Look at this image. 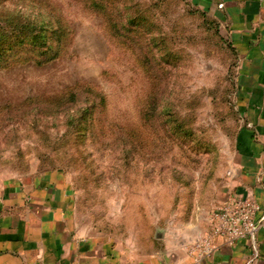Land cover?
<instances>
[{"label": "rangeland", "instance_id": "obj_1", "mask_svg": "<svg viewBox=\"0 0 264 264\" xmlns=\"http://www.w3.org/2000/svg\"><path fill=\"white\" fill-rule=\"evenodd\" d=\"M89 4L0 0V176L58 169L102 230L182 231L216 206L226 177L238 125L235 58L220 24L190 0ZM55 19L68 31L60 55L23 53L37 48L34 25L49 20L53 30ZM168 51L176 59L162 65ZM150 92L187 118L189 140L171 137L163 119L143 123ZM100 96L106 107L89 112Z\"/></svg>", "mask_w": 264, "mask_h": 264}, {"label": "crops", "instance_id": "obj_2", "mask_svg": "<svg viewBox=\"0 0 264 264\" xmlns=\"http://www.w3.org/2000/svg\"><path fill=\"white\" fill-rule=\"evenodd\" d=\"M223 29L233 50L237 128L216 204L253 200L256 244L214 241L206 256L191 248L207 233L205 213L182 231L118 236L79 207L61 170L0 176V264H264V0H190ZM208 216V215H206Z\"/></svg>", "mask_w": 264, "mask_h": 264}, {"label": "trees", "instance_id": "obj_3", "mask_svg": "<svg viewBox=\"0 0 264 264\" xmlns=\"http://www.w3.org/2000/svg\"><path fill=\"white\" fill-rule=\"evenodd\" d=\"M90 1V4L88 5V8H92L94 10H98L99 9V0H88ZM192 6H194L192 4ZM196 8V7H195ZM199 10V9H198ZM202 16L205 17L206 13L201 11L199 12ZM26 23V25H24V29H28L29 28V21H27V19H24L22 21V23ZM54 22H57L56 24V28L55 29H48V27L51 26V22L49 20L44 21L42 20L38 25H34V27L38 28L37 32L35 33V37H33V40L36 41L35 44L37 45V48H32L33 50L27 49L25 52L23 53H28L29 51H32L35 55V57H40L43 62H45V58H43L44 54H51L53 57L59 56L61 51L64 48V41L66 40V36L68 35V31H66V29L64 27H62L60 25L59 20L55 19ZM33 33V31H30V35L27 34L28 37L31 36V34ZM5 37V36H3ZM157 45V42L155 40H153V44L152 46L155 47ZM45 48V49H42ZM228 48L230 49V53L232 55H234L233 50L228 46ZM154 57V56H153ZM174 60L176 59L175 54L172 51H168L167 53H165V55H161L159 61L162 62V65H166L169 66L171 61L170 60ZM163 59V60H162ZM147 61V65H156L159 61H156V59L154 60L152 58V60L149 58L144 57V61ZM165 60V61H164ZM148 66L145 67L143 69V72L146 75H150V72L148 71ZM164 71V70H163ZM166 72V71H164ZM152 83L154 87H156L159 83V81L157 80V78L154 79V76H152ZM161 79V78H159ZM154 97V99H153ZM99 103L96 105L95 101H90L89 105H90V109L89 112H92L93 109L95 108V106H99V107H106V102H105V98H103L102 96L99 97ZM167 96H164L163 93L161 92L158 95H154L151 92L147 93L145 96H141L142 99V107H140L139 111L142 121L144 124H148L151 122V120L156 121L157 119H163V122L161 123V126H163L164 128H167V130L169 131V135L171 137H179V138H183V139H190L192 136V127L191 128H187V121H186V117H181V115L173 110V107L171 106L170 103H168V101L166 102ZM140 99V101H141ZM154 100V101H153ZM86 112L88 111L87 108L84 109ZM91 121L93 122V118L91 119ZM143 124V125H144ZM149 134V133H148ZM146 139V143H150L153 140V137L151 135H147L145 137ZM148 140V141H147Z\"/></svg>", "mask_w": 264, "mask_h": 264}, {"label": "built area", "instance_id": "obj_4", "mask_svg": "<svg viewBox=\"0 0 264 264\" xmlns=\"http://www.w3.org/2000/svg\"><path fill=\"white\" fill-rule=\"evenodd\" d=\"M261 208L248 198L231 196L223 203L216 205L206 218L207 233L194 240L191 247L203 255L210 256L215 250V240L222 239L228 244L244 240L256 244L258 225L255 216Z\"/></svg>", "mask_w": 264, "mask_h": 264}]
</instances>
